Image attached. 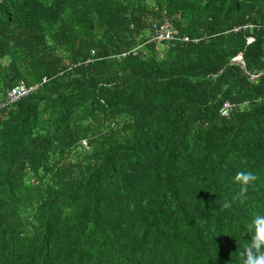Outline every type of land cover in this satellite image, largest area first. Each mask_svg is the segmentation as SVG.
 Masks as SVG:
<instances>
[{"label":"trees","instance_id":"16d2710c","mask_svg":"<svg viewBox=\"0 0 264 264\" xmlns=\"http://www.w3.org/2000/svg\"><path fill=\"white\" fill-rule=\"evenodd\" d=\"M257 214L264 0H0V264H242Z\"/></svg>","mask_w":264,"mask_h":264},{"label":"clouds","instance_id":"9594fccd","mask_svg":"<svg viewBox=\"0 0 264 264\" xmlns=\"http://www.w3.org/2000/svg\"><path fill=\"white\" fill-rule=\"evenodd\" d=\"M257 176L250 171H238L233 181L239 186V195L233 199H239L240 196L248 192L249 186L253 185ZM227 209L231 207L230 202L222 205ZM248 232L251 233L249 242L244 246L243 251L239 253L242 264H264V215L257 214L246 225Z\"/></svg>","mask_w":264,"mask_h":264},{"label":"built area","instance_id":"2783aa9c","mask_svg":"<svg viewBox=\"0 0 264 264\" xmlns=\"http://www.w3.org/2000/svg\"><path fill=\"white\" fill-rule=\"evenodd\" d=\"M178 31L174 27V25L166 20L161 22L155 30L154 39L158 42H170L174 39H179ZM183 39L186 41L187 37L184 36ZM46 80L45 77L41 79V83ZM38 87V84H31L28 85L24 80H20L17 84L12 86L11 88L7 89L5 93V100L8 103H12L15 100L19 99L21 96L26 95L29 91ZM232 105L229 102H225L222 106L221 113L226 115L228 111L231 109Z\"/></svg>","mask_w":264,"mask_h":264},{"label":"water","instance_id":"95a60500","mask_svg":"<svg viewBox=\"0 0 264 264\" xmlns=\"http://www.w3.org/2000/svg\"><path fill=\"white\" fill-rule=\"evenodd\" d=\"M260 75V74H259ZM259 75H256V76H250L251 78H255V77H257V76H259Z\"/></svg>","mask_w":264,"mask_h":264}]
</instances>
